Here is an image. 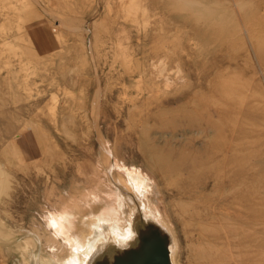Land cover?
Segmentation results:
<instances>
[{
    "label": "rangeland",
    "instance_id": "1",
    "mask_svg": "<svg viewBox=\"0 0 264 264\" xmlns=\"http://www.w3.org/2000/svg\"><path fill=\"white\" fill-rule=\"evenodd\" d=\"M121 178L176 264H264V0H0V264L119 223Z\"/></svg>",
    "mask_w": 264,
    "mask_h": 264
},
{
    "label": "water",
    "instance_id": "2",
    "mask_svg": "<svg viewBox=\"0 0 264 264\" xmlns=\"http://www.w3.org/2000/svg\"><path fill=\"white\" fill-rule=\"evenodd\" d=\"M122 190L128 194L120 186ZM128 195L130 200L123 203L121 221L106 223L101 232L95 230L86 239L90 247L82 248L87 253L82 255L81 264H174L173 237L149 211L146 200L143 205L135 195ZM97 220L86 225L88 229H94Z\"/></svg>",
    "mask_w": 264,
    "mask_h": 264
},
{
    "label": "bare ground",
    "instance_id": "3",
    "mask_svg": "<svg viewBox=\"0 0 264 264\" xmlns=\"http://www.w3.org/2000/svg\"><path fill=\"white\" fill-rule=\"evenodd\" d=\"M160 167H161L162 171L166 174V177H168L167 174H174L173 172H175L177 168L178 169L180 168V166L178 164H175V165L170 166V167L162 164ZM119 180H120L119 181L120 184H122L123 186L129 188V191H127V193L128 194H131V195H135L137 193L135 195V197L139 198V200L141 201V203L144 205V202L147 199L146 196L144 195L145 194V191H144L145 189H143L141 186L136 185V183L132 180V178H130V180H131L130 185L123 178H121ZM129 186H131V188ZM122 192H124V191L122 190ZM128 194H126L125 192L123 194L124 196H126V199L129 196ZM128 199L130 200V197ZM147 207L149 208V211H151L153 214H155L157 216V218L159 219V222L162 224V226L165 229H167V231L172 236V233L170 232L168 226L164 223V221L162 220V218H160L161 216H158L155 213V210L152 209V207L150 206V204H148ZM114 212L116 214H119L120 211L119 210H116ZM120 213H122V212H120ZM119 216H121V214ZM117 218H120V217H117ZM113 222H114V220H113L112 217H103L101 219V222L96 221L95 224H96V227L99 228L98 232H101L103 230V226L106 223L107 224H114ZM74 224H75L74 221H72V226L74 228L73 231H75V232H73L74 234H72V235L70 233V243H69V245H72V246L74 245L75 248L73 247L74 249H71L68 246H66L64 248L63 253L55 252L56 254H55L54 259L57 260V261H55V263H53V264H81L82 263V261H81L82 260V255L83 254H86L87 253L86 250H88L89 247H90L89 246V243L86 241V239L88 237L90 239L94 235V229H88V228H86L85 230L82 231V228H79V227L77 228L76 226H74ZM86 224H87V222H85V225ZM60 227L61 226L58 224V229ZM51 243H53L55 245L54 242H51ZM32 248H33V244L31 242H28V249H27V251H30L29 249H32ZM82 248H86V250H85L86 252H84V249H82ZM65 254L68 257L67 260H64L63 259L65 257ZM175 255H176V245H175V241H174V238H173L172 258H173L174 264H176V262H175ZM83 263L87 264L86 261H84Z\"/></svg>",
    "mask_w": 264,
    "mask_h": 264
}]
</instances>
